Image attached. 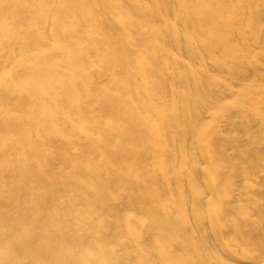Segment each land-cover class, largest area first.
<instances>
[{
    "label": "bare ground",
    "instance_id": "1",
    "mask_svg": "<svg viewBox=\"0 0 264 264\" xmlns=\"http://www.w3.org/2000/svg\"><path fill=\"white\" fill-rule=\"evenodd\" d=\"M0 264H264V0H0Z\"/></svg>",
    "mask_w": 264,
    "mask_h": 264
}]
</instances>
